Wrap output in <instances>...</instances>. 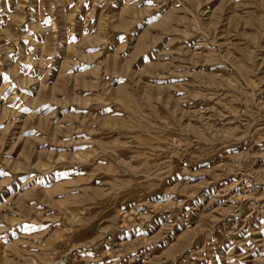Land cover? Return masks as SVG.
Returning a JSON list of instances; mask_svg holds the SVG:
<instances>
[{
  "label": "rangeland",
  "instance_id": "374dc122",
  "mask_svg": "<svg viewBox=\"0 0 264 264\" xmlns=\"http://www.w3.org/2000/svg\"><path fill=\"white\" fill-rule=\"evenodd\" d=\"M0 264H264V0H0Z\"/></svg>",
  "mask_w": 264,
  "mask_h": 264
},
{
  "label": "snow or ice",
  "instance_id": "6c2138e0",
  "mask_svg": "<svg viewBox=\"0 0 264 264\" xmlns=\"http://www.w3.org/2000/svg\"><path fill=\"white\" fill-rule=\"evenodd\" d=\"M149 2H151V0H149Z\"/></svg>",
  "mask_w": 264,
  "mask_h": 264
}]
</instances>
